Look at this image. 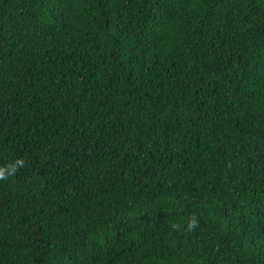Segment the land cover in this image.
<instances>
[{
  "label": "trees",
  "instance_id": "1",
  "mask_svg": "<svg viewBox=\"0 0 264 264\" xmlns=\"http://www.w3.org/2000/svg\"><path fill=\"white\" fill-rule=\"evenodd\" d=\"M16 159L0 264H264V0H0Z\"/></svg>",
  "mask_w": 264,
  "mask_h": 264
},
{
  "label": "clouds",
  "instance_id": "2",
  "mask_svg": "<svg viewBox=\"0 0 264 264\" xmlns=\"http://www.w3.org/2000/svg\"><path fill=\"white\" fill-rule=\"evenodd\" d=\"M25 164V161L23 159H16L14 163L0 166V180H7L9 176L15 175L16 171L23 167ZM180 224H172L171 228L174 231H180L181 230ZM199 227V220L195 214L189 217L188 222L186 226L184 227L185 231L191 232L194 231L196 228Z\"/></svg>",
  "mask_w": 264,
  "mask_h": 264
}]
</instances>
